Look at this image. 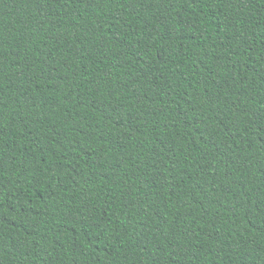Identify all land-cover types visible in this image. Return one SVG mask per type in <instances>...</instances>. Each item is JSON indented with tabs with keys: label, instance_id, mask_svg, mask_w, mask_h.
<instances>
[{
	"label": "trees",
	"instance_id": "1",
	"mask_svg": "<svg viewBox=\"0 0 264 264\" xmlns=\"http://www.w3.org/2000/svg\"><path fill=\"white\" fill-rule=\"evenodd\" d=\"M0 264H264V0H0Z\"/></svg>",
	"mask_w": 264,
	"mask_h": 264
}]
</instances>
